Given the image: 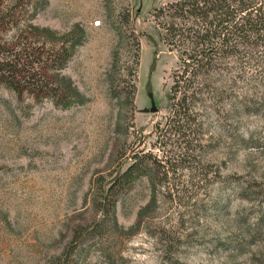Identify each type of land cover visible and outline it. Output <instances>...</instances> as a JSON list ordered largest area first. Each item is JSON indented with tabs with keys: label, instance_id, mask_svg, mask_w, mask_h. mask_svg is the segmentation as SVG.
<instances>
[{
	"label": "rangeland",
	"instance_id": "rangeland-1",
	"mask_svg": "<svg viewBox=\"0 0 264 264\" xmlns=\"http://www.w3.org/2000/svg\"><path fill=\"white\" fill-rule=\"evenodd\" d=\"M169 1L0 0L6 39L27 21L58 32L80 25L82 40L61 71L85 98L63 107L0 83V264H51L73 229L100 223L88 193L93 177L107 176L132 147L150 149L177 65L152 16ZM260 103L203 151L220 177L202 187L192 180L174 201L160 197L131 228L149 197L140 177L117 201V225L69 250L70 264H264Z\"/></svg>",
	"mask_w": 264,
	"mask_h": 264
},
{
	"label": "trees",
	"instance_id": "trees-1",
	"mask_svg": "<svg viewBox=\"0 0 264 264\" xmlns=\"http://www.w3.org/2000/svg\"><path fill=\"white\" fill-rule=\"evenodd\" d=\"M152 16L160 38L177 52L167 112L154 123L150 149L132 147L126 157L122 153L125 165L120 161L107 176L93 177L88 193L100 223L73 229L74 238L51 264H70L69 250L116 226L117 201L140 177L147 178L149 197L131 228L150 217L160 197L174 201L192 180L198 187L215 181L218 165L203 151L218 146L219 130H227L238 114L254 112L264 99V0H172L155 7ZM5 22L1 18L0 26ZM82 36L78 23L64 32L22 23L11 39L0 37V83L17 95L28 89L36 100L48 97L63 107L83 102L61 71ZM183 171L190 173L182 177Z\"/></svg>",
	"mask_w": 264,
	"mask_h": 264
},
{
	"label": "built area",
	"instance_id": "built-area-1",
	"mask_svg": "<svg viewBox=\"0 0 264 264\" xmlns=\"http://www.w3.org/2000/svg\"><path fill=\"white\" fill-rule=\"evenodd\" d=\"M93 24L94 25H99L100 24V20H94Z\"/></svg>",
	"mask_w": 264,
	"mask_h": 264
},
{
	"label": "water",
	"instance_id": "water-1",
	"mask_svg": "<svg viewBox=\"0 0 264 264\" xmlns=\"http://www.w3.org/2000/svg\"><path fill=\"white\" fill-rule=\"evenodd\" d=\"M151 110H154V106L152 105Z\"/></svg>",
	"mask_w": 264,
	"mask_h": 264
}]
</instances>
